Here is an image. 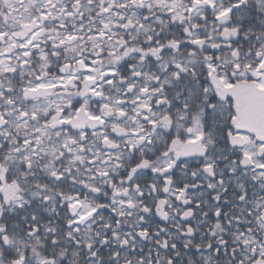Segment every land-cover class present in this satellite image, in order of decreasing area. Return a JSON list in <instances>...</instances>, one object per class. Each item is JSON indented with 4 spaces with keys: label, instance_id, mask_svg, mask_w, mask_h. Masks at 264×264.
<instances>
[{
    "label": "snow or ice",
    "instance_id": "1",
    "mask_svg": "<svg viewBox=\"0 0 264 264\" xmlns=\"http://www.w3.org/2000/svg\"><path fill=\"white\" fill-rule=\"evenodd\" d=\"M0 264H264V0H0Z\"/></svg>",
    "mask_w": 264,
    "mask_h": 264
}]
</instances>
